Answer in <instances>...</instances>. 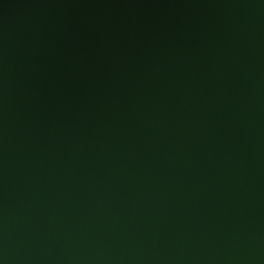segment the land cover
<instances>
[{"label":"water","instance_id":"1","mask_svg":"<svg viewBox=\"0 0 264 264\" xmlns=\"http://www.w3.org/2000/svg\"><path fill=\"white\" fill-rule=\"evenodd\" d=\"M0 264H264V0H0Z\"/></svg>","mask_w":264,"mask_h":264}]
</instances>
